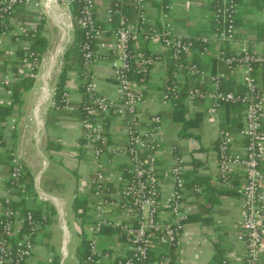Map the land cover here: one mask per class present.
<instances>
[{
  "label": "crops",
  "instance_id": "obj_1",
  "mask_svg": "<svg viewBox=\"0 0 264 264\" xmlns=\"http://www.w3.org/2000/svg\"><path fill=\"white\" fill-rule=\"evenodd\" d=\"M124 1L127 20L136 21L137 15L132 5L134 0ZM155 1L147 0L150 18L157 17ZM111 3L112 0H96L97 20L107 31V39L112 37L114 30L106 20V11ZM171 4L170 23L175 35L196 39L210 30L213 0H171ZM58 7L61 9L60 5ZM22 8L15 9L9 29L0 36V79L5 73L15 74L22 69L19 66L24 53L23 42H29L33 50L41 49L42 52L37 76L26 75L27 70L22 69V76L8 86L0 83V106L5 107L11 102L14 85L28 76L33 79L31 87L21 91L19 105L10 113L0 116V212L10 172L9 152L14 150L19 154L27 172L23 179L27 192L29 196H34L33 200L23 199L19 207L39 208L38 217L42 214L47 216L34 236V249L25 264H65L68 258L80 264L82 259L78 257V250L84 239L95 241L101 264H115L117 258L128 254V248L117 228L105 227L98 233L94 230V167L90 153L82 146L80 120L83 112L80 106L83 91L76 71L67 70L63 85L71 98L70 108L52 106L53 101L59 102L55 93L63 73L65 51L74 38L73 8H69L70 18H66L72 28L62 26L52 8H42L43 22L35 45L30 35L20 33L22 29L27 32L31 27L22 24V19L16 14ZM262 8L264 0H238L236 39L238 42L247 41L248 46L257 52H264L260 38L264 23ZM131 46L147 52L159 47L155 41L144 40H138ZM210 47L215 49V45ZM95 48L97 50L98 46ZM228 49L232 50L231 47ZM196 55L198 64L208 74H223V86L231 87L226 91L242 90L240 70L236 74L229 73L212 54H201L198 51L195 54L191 50L186 58L192 61ZM161 57L162 60L150 71L140 112L143 116L159 114L162 120L157 149L162 194L170 188V169L174 158L184 161L186 190L183 206L188 219L177 244L172 250L169 249L171 264H223L225 259H228L227 264H241L244 254V245L238 239L241 199L236 191L220 184L217 161L218 135L221 130L228 133L233 154L244 152L246 138L240 133L244 108L239 104L230 108L222 105L214 116H210L207 110L211 100H196L193 109L189 110L185 106L187 110L184 118L191 125L183 129V122L176 118L172 106L162 102L161 90L169 70V53L163 51ZM93 74L96 92L117 100L118 88L108 63L104 60L95 62ZM254 74L264 96V65L256 67ZM189 83L210 87L206 78L202 81L187 73L181 74L180 85ZM7 88L11 89L10 95L6 93ZM262 128L264 130V117ZM108 132L111 141L126 142L121 123L114 117L109 118ZM126 164L127 158L121 156L115 165H106L104 168L109 199H114L117 187L122 184L121 179H125ZM260 168L264 171V161L260 163ZM243 181V170L234 166L232 185L238 187ZM195 187H199V190H195ZM40 195H45L48 200H39ZM108 206L104 213L106 218L126 221V214L119 207L114 203ZM162 210V215L168 218L166 209ZM259 254V262L264 264V239Z\"/></svg>",
  "mask_w": 264,
  "mask_h": 264
},
{
  "label": "built area",
  "instance_id": "obj_2",
  "mask_svg": "<svg viewBox=\"0 0 264 264\" xmlns=\"http://www.w3.org/2000/svg\"><path fill=\"white\" fill-rule=\"evenodd\" d=\"M113 7L107 8V22L124 0H112ZM157 17L150 18L147 13V0H134L137 12L134 22L127 20L124 14L119 17V25L112 30L107 39V31L101 26L96 15V0H0V36L9 29L12 14L17 7L28 10L52 8L59 16L58 22L66 28L72 24L69 8L78 6L77 23L83 31L80 51L83 54V66L78 76L83 86L80 120L82 146L90 153L94 167L92 210L95 218L94 230L100 232L105 227H115L122 233L128 248V254L115 260V264H171L169 249L177 244L184 229L188 213L184 208L183 197L186 190L184 181V161L178 157L170 169L171 185L162 194L157 165L158 135L161 130L159 114L143 116L140 107L145 101L144 91L147 77L152 67L162 60V52H171L175 60L174 77L167 91L162 94V102L168 103L177 98L180 76L183 70L207 78L209 88L191 87L187 90L185 105L194 108L197 99L211 100L208 114L214 116L223 103H236L244 108L243 125L240 130L246 138L242 154H233L230 150V137L224 130L218 135L217 176L222 186L233 189L241 199L242 215L239 220L238 239L244 245L241 264H261L259 253L264 239V171L260 163L264 161V96L257 83L254 71L264 65V52L251 49L247 41L236 39L237 0H213L210 30L197 38L203 44L201 54H212L231 74L239 70L241 91H225L221 88L223 74H208L195 64H185L180 56L187 54L191 47L188 38L172 32L171 0H157ZM61 6L59 9L58 6ZM60 11V12H58ZM264 14V8H262ZM33 27H30L32 29ZM35 31V29H33ZM22 34L29 35L25 29ZM264 45V23L260 31ZM155 41L158 48L152 52L133 49L132 43ZM215 45V49H211ZM98 46V51L95 49ZM231 47L232 50H229ZM23 56L19 68L26 69V75L37 76L40 64L38 54L29 42H23ZM98 60L108 63L118 88V98L98 94L94 85L93 65ZM22 69L20 71L22 72ZM5 73L0 83L8 86L17 80L21 72ZM22 76V75H21ZM11 94V89H6ZM71 98L63 91L59 102L53 101L56 108H70ZM114 117L126 134V142L111 141L108 132L109 118ZM10 172L2 198L0 212V264H25L34 249V236L45 223V214L36 217L31 209L22 211L15 204L23 199L33 200L23 182L25 168L19 154L11 150ZM121 156L127 158L125 179L117 187L114 199L107 197L104 168L115 165ZM234 166L244 172V181L238 187L232 185ZM199 190V187H195ZM39 200L47 201L45 195ZM114 203L126 214V221H115L105 217L104 213ZM163 208L168 218L162 214ZM223 260V264H227ZM51 261V259H49ZM80 264H101L100 253L94 240L89 241L88 252Z\"/></svg>",
  "mask_w": 264,
  "mask_h": 264
},
{
  "label": "trees",
  "instance_id": "obj_3",
  "mask_svg": "<svg viewBox=\"0 0 264 264\" xmlns=\"http://www.w3.org/2000/svg\"><path fill=\"white\" fill-rule=\"evenodd\" d=\"M237 2H238V0H237ZM155 3H156L157 7L160 5L159 2L155 1ZM111 5L113 7V2L111 3ZM16 14L19 15L20 18L22 19V22H21L22 24L26 23L25 26H27L29 24V26L31 25V27H33L32 29L29 28L27 30V32L32 37L31 38L32 44L35 45L37 38L40 36V29H41V25H42V22H43L42 21V19H43L42 12L40 10H27V9L22 8V9H19ZM121 14H124L126 16L125 5L120 6L117 9V12L114 13V15L112 16V20L110 21V24H109L110 27H113L115 29L119 25V17H120ZM78 15H79L78 6L75 5V6H73V25H74V28H75L74 38H73L72 43L67 47V49L65 51L63 73H62V76H61L60 84H59V86H58V88L56 90V93H55V97L58 100L61 99L63 91H66V90L63 89V85H64V80L66 79L65 74H66L67 70L76 71V73L78 75V73L81 72L82 66H83V54L80 51V43L83 41L84 37H83V31H82V29L79 27V25L77 23ZM136 15H137V12H136ZM34 16H37V19H34ZM12 17H13V14H12ZM33 29H35V31H33ZM189 40L191 41V47H190L189 52H191V50H194L195 54H196V51H198L200 53L202 51V49H203V44L200 43V41L197 38L196 39L195 38H189ZM34 51L38 54L39 59H40L41 58L40 54H41L42 50L41 49L40 50L39 49H37V50L34 49ZM167 52L169 53V58H168L169 70H168V73H167V78L165 79L164 86L162 88L163 90H161V98H162V94L169 89V87L171 85V82L174 79L172 74H173V71L175 70V63L176 62L171 57V52H169V51H167ZM180 58L187 65L195 64L197 67L202 68L200 66V64H198L199 59H198L197 55H196V57L193 58L192 61H188L187 60L186 54H182L180 56ZM183 73H187L189 76L197 77V78H199L202 81L204 80V79L200 78L197 74H191L187 70H183L182 74ZM78 77L80 78V76H78ZM147 79H148V77H147ZM32 83H33V79L28 76L24 80H22L20 83L14 85V87L12 88L11 102L5 107L0 106V116H4L5 114L10 113L12 110H14L15 107H17V105H19L21 91L31 87ZM81 87H82V91H83L82 82H81ZM191 87L204 88L205 86H202L200 83H197V84H194V85H192L191 83L185 84V85L181 84L179 86L177 98H171L169 100V102H168L170 104V106H172L173 111H175L176 118L182 120L183 129H186V128H188L191 125V122L184 118L185 112L187 110V108L185 107L186 106L185 105V97H186V94H187V90L189 88H191ZM221 88L223 90H225V91H226V89H231L230 86H226V85L223 86V83L221 84ZM197 100H201V99H197ZM222 105L224 107L230 108V107H233V106L238 105V104H236V103H223L220 106H222ZM26 174H27V172L25 171L24 176ZM20 202H18V204L16 203L15 205L17 207H19V205H20L19 203ZM26 209H31L34 212V215L36 217H38V215H39V211L38 210H40L39 208H37V209H34L33 207H30V208L22 207L21 208L22 211H25ZM88 246H89V240L84 239L82 247L78 250V257L80 259H82L87 254ZM173 248H174V246H172L170 248V250H172Z\"/></svg>",
  "mask_w": 264,
  "mask_h": 264
},
{
  "label": "rangeland",
  "instance_id": "obj_4",
  "mask_svg": "<svg viewBox=\"0 0 264 264\" xmlns=\"http://www.w3.org/2000/svg\"><path fill=\"white\" fill-rule=\"evenodd\" d=\"M57 48V47H56ZM43 67V66H42ZM27 100V99H26ZM87 234H89V232H87ZM75 260H73L72 258H68L66 261H65V264H75L74 263Z\"/></svg>",
  "mask_w": 264,
  "mask_h": 264
}]
</instances>
